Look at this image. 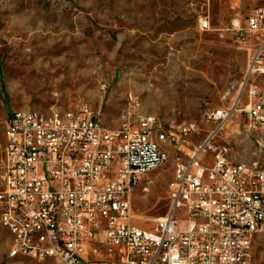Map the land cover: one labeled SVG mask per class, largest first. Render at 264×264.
Wrapping results in <instances>:
<instances>
[{"label": "built area", "instance_id": "built-area-1", "mask_svg": "<svg viewBox=\"0 0 264 264\" xmlns=\"http://www.w3.org/2000/svg\"><path fill=\"white\" fill-rule=\"evenodd\" d=\"M239 41L255 38L241 97L229 108L206 113L212 124L200 132L193 121L179 124L142 115L127 95L121 122L108 127L85 108L13 110L6 124L0 188V223L18 231L11 257L32 253L51 264H251L252 243L264 234V5L254 6ZM200 29L209 22L200 17ZM234 113L258 159L230 160L216 144ZM152 130L169 131L176 150L170 206L150 226L135 223L127 192L169 159L153 147ZM122 251L120 252V250Z\"/></svg>", "mask_w": 264, "mask_h": 264}, {"label": "rangeland", "instance_id": "rangeland-1", "mask_svg": "<svg viewBox=\"0 0 264 264\" xmlns=\"http://www.w3.org/2000/svg\"><path fill=\"white\" fill-rule=\"evenodd\" d=\"M264 0H0V188L6 124L13 110L85 108L110 128L121 122L127 95L142 113L164 123H197L192 149L212 128L206 113L240 99L253 46L234 28ZM205 17L208 29L199 28ZM250 41H255L250 37ZM258 85L264 79L256 77ZM240 115L216 144L230 160L254 162ZM150 174L148 191L134 188L135 223L150 226L170 206L176 150ZM145 179V178H143ZM10 236L0 225V264H51L8 254ZM122 249L120 250V252ZM251 264H264V234L252 243Z\"/></svg>", "mask_w": 264, "mask_h": 264}, {"label": "bare ground", "instance_id": "bare-ground-1", "mask_svg": "<svg viewBox=\"0 0 264 264\" xmlns=\"http://www.w3.org/2000/svg\"><path fill=\"white\" fill-rule=\"evenodd\" d=\"M129 98L135 102L136 106H139L138 101L136 99H134L132 97V95H129ZM142 115H149V113H142ZM100 121H102L101 118H100ZM165 138H169V131H162V130H152L151 131V140H152L153 147H163L165 145ZM173 174L175 176V165H174ZM139 183H141L140 188L143 191H148L151 187V184H149V178H145V179L138 178V179H136L134 181V188ZM134 188H133V192H127V204H132V198L134 195ZM0 225L3 226L9 233V236H10L9 250H16L17 242H18V231H17V229L14 226H11L7 223H0ZM20 257H28V258L34 259V255L32 253L20 254ZM38 261H45V262L50 263V261L47 259H38Z\"/></svg>", "mask_w": 264, "mask_h": 264}, {"label": "crops", "instance_id": "crops-1", "mask_svg": "<svg viewBox=\"0 0 264 264\" xmlns=\"http://www.w3.org/2000/svg\"><path fill=\"white\" fill-rule=\"evenodd\" d=\"M246 42H248V41H246ZM249 43H250L251 46H253V48H254V46H255V41L253 42V41H250V39H249Z\"/></svg>", "mask_w": 264, "mask_h": 264}]
</instances>
